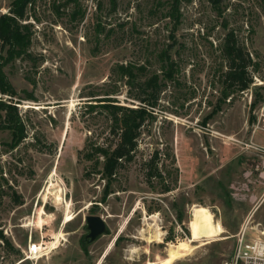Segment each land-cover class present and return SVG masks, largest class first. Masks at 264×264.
<instances>
[{"label": "rangeland", "instance_id": "1", "mask_svg": "<svg viewBox=\"0 0 264 264\" xmlns=\"http://www.w3.org/2000/svg\"><path fill=\"white\" fill-rule=\"evenodd\" d=\"M171 1L27 5V54L2 67L15 93L0 100L17 106L25 136L16 144L0 129V264H160L203 208L222 232L170 264H233L242 232L264 239V0H178L177 21ZM228 30L255 65L248 88L224 94ZM121 64L133 66L131 81ZM153 73L156 102L105 195L101 166L85 159L117 140L103 103L144 105L140 84ZM87 215L107 228L91 241ZM31 243L38 259H27Z\"/></svg>", "mask_w": 264, "mask_h": 264}, {"label": "trees", "instance_id": "2", "mask_svg": "<svg viewBox=\"0 0 264 264\" xmlns=\"http://www.w3.org/2000/svg\"><path fill=\"white\" fill-rule=\"evenodd\" d=\"M33 0H11L7 13L0 14V92L14 95L15 91L7 79L2 67L13 58L27 54L30 38L26 24L19 21L24 18L27 5ZM77 2V0H68ZM178 0L171 1L169 15L177 21L176 11ZM213 7H217L222 0H208ZM113 2V0H112ZM222 54L226 60L225 71L222 74V84L224 94L232 91H241L250 86L253 78L249 71V66L255 65L249 52L245 50L233 30H228L222 41ZM172 62H167L166 75L172 77ZM143 69L142 67H140ZM121 74L133 79L136 75L132 65H119ZM131 81V80H130ZM146 96L140 97L144 105L139 107L121 106L113 103H103L112 115L111 133L117 137L113 145L103 148L101 146H90V150L85 154L86 160H93V168L96 170L101 166V175L105 178V195L110 191V183L119 169L125 162H129L136 148L137 137L144 120L151 114L146 105H153L156 102L161 84L158 83V75L153 73L140 84ZM112 101V100H107ZM17 106L10 102L0 100V129H9L12 134L13 143H18L24 136V126L17 114ZM3 111L4 114H1ZM103 160H99V155ZM93 156L95 157L93 159ZM99 171V170H98ZM157 171L149 165L148 174L153 175ZM0 236H2L0 232Z\"/></svg>", "mask_w": 264, "mask_h": 264}, {"label": "bare ground", "instance_id": "3", "mask_svg": "<svg viewBox=\"0 0 264 264\" xmlns=\"http://www.w3.org/2000/svg\"><path fill=\"white\" fill-rule=\"evenodd\" d=\"M52 185V183H50ZM50 190V189H49ZM57 199H60V196L57 195ZM42 214H44V210L42 208L39 209V217L37 219V226H42L45 223ZM72 215L67 213L64 217V223L71 220ZM38 228V227H37ZM191 236L188 240H179L176 243H170L169 248L167 250V256L161 260L160 264H170L177 259L189 254L196 247L192 243L194 241L203 242L209 241V239L217 236L222 232L220 226L215 222L211 213L203 208L198 212V216L196 220H192L190 224ZM54 242H51L48 246L52 248ZM42 245L31 243L27 255V259H38L41 256Z\"/></svg>", "mask_w": 264, "mask_h": 264}, {"label": "built area", "instance_id": "4", "mask_svg": "<svg viewBox=\"0 0 264 264\" xmlns=\"http://www.w3.org/2000/svg\"><path fill=\"white\" fill-rule=\"evenodd\" d=\"M233 264H264V239L245 238L244 232L238 238Z\"/></svg>", "mask_w": 264, "mask_h": 264}, {"label": "water", "instance_id": "5", "mask_svg": "<svg viewBox=\"0 0 264 264\" xmlns=\"http://www.w3.org/2000/svg\"><path fill=\"white\" fill-rule=\"evenodd\" d=\"M85 220L86 228L88 229V233L85 237L87 241L94 240L97 236L103 234L107 229L105 220L99 215H87Z\"/></svg>", "mask_w": 264, "mask_h": 264}]
</instances>
